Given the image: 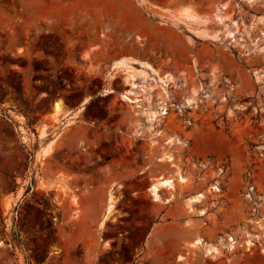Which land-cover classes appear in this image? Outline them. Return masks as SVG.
Here are the masks:
<instances>
[{"label":"rangeland","instance_id":"rangeland-1","mask_svg":"<svg viewBox=\"0 0 264 264\" xmlns=\"http://www.w3.org/2000/svg\"><path fill=\"white\" fill-rule=\"evenodd\" d=\"M0 264H264V0H0Z\"/></svg>","mask_w":264,"mask_h":264},{"label":"bare ground","instance_id":"bare-ground-1","mask_svg":"<svg viewBox=\"0 0 264 264\" xmlns=\"http://www.w3.org/2000/svg\"><path fill=\"white\" fill-rule=\"evenodd\" d=\"M134 74H132V76H134ZM62 109V104L60 103V101L56 104V110L59 112L61 111ZM47 147H44L43 149V152L44 154L47 152ZM179 181L180 182H187V179L185 176H181V177H178ZM174 184V178L173 177H167V178H161L159 179L158 181L154 182L152 185H153V191L156 192V196L158 197L159 195L157 194V190L163 186V185H173ZM212 189H215V190H219L220 187L217 185V184H214L212 185ZM204 197V193H198L197 195H195L194 197L190 198L187 202L188 204V207L190 210H194V203L195 202H198V201H201L202 198ZM114 198L113 196L111 195V197L109 198V201H108V211H110L113 207H114ZM193 244H205L206 245V248L208 249L207 251H211V252H214L215 250H217V247L215 245H210L206 242H204V240L202 239V237H197L193 242ZM230 245L232 246L233 245V240L232 242L230 243Z\"/></svg>","mask_w":264,"mask_h":264}]
</instances>
